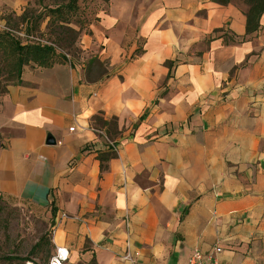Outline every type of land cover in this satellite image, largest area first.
Listing matches in <instances>:
<instances>
[{
	"label": "crops",
	"instance_id": "1",
	"mask_svg": "<svg viewBox=\"0 0 264 264\" xmlns=\"http://www.w3.org/2000/svg\"><path fill=\"white\" fill-rule=\"evenodd\" d=\"M33 1L0 0V32ZM106 9L79 61L28 66L0 95V196L51 213L68 263L186 264L219 246L222 264H264V15L245 35L244 0ZM100 113L120 132L103 171Z\"/></svg>",
	"mask_w": 264,
	"mask_h": 264
},
{
	"label": "rangeland",
	"instance_id": "2",
	"mask_svg": "<svg viewBox=\"0 0 264 264\" xmlns=\"http://www.w3.org/2000/svg\"><path fill=\"white\" fill-rule=\"evenodd\" d=\"M70 2L71 0H34L27 8V20L23 23L14 21L11 25L12 31L16 32L11 33L12 37L23 44L27 42L50 44L59 32L58 27L63 21L62 17H65V22L69 23L68 27L78 32V36L71 49L62 47L60 44L59 48L55 44L54 47L60 56L68 55L71 60L79 61L83 57L80 48L82 36L91 35L87 25L88 20L92 23L97 21L94 15L99 11L107 14L106 8L109 2L105 7L104 0H77L76 9L72 11L68 9ZM54 10L60 11L63 16L52 13ZM32 19H37L41 24L40 31L35 32L33 36H26L24 32L26 24ZM18 33H23L24 36L19 37L16 35ZM179 61L183 62L187 59L181 58ZM10 63V59L3 61L0 56V90L16 82L14 77L6 74V68ZM102 63L108 68L107 62ZM95 69L98 68L95 67ZM104 142L107 143L105 139ZM54 223L55 219L48 211L27 204H17L0 196V264H48L54 251L51 241V227ZM37 245L40 247L35 250ZM24 258H27L29 262H23ZM88 264H91V261Z\"/></svg>",
	"mask_w": 264,
	"mask_h": 264
},
{
	"label": "trees",
	"instance_id": "3",
	"mask_svg": "<svg viewBox=\"0 0 264 264\" xmlns=\"http://www.w3.org/2000/svg\"><path fill=\"white\" fill-rule=\"evenodd\" d=\"M77 0H71L70 5L68 6L69 10L76 9ZM110 0H104V4H107ZM212 2L225 6L228 4L229 0H211ZM245 5L248 7V11L245 14V35H250L255 33L260 29V19L264 15V0H244ZM58 9V8H57ZM52 13H57L62 17V13L58 10H54ZM28 15L27 9L19 17L20 23L25 22ZM63 21L60 22L58 27V34L55 39L50 43H38V42H27L25 44L21 43L19 40H16L12 37V34L9 32H0V56L3 61L10 59V65L6 68V74L9 77H14L16 82H20V76L24 68L28 66H34L38 68H49L54 64L61 63L65 61V56L59 55L56 53V48L54 44L58 46L59 44L62 47L71 49L72 44L75 42L78 32L69 28V23L65 22V17H62ZM92 23L91 20H88L87 25L89 26ZM41 24L37 19H32L30 23L26 24L25 35L33 36L35 32L40 31ZM222 30L215 31V33H222ZM223 36V35H222ZM224 42L234 43V37L225 36ZM59 48V46H58ZM178 63V60L173 62H166V67L170 71L171 68ZM95 67L98 69L96 70ZM96 70V71H95ZM108 75L107 68L105 65L96 58H91L86 67V79L87 81H99ZM169 76V75H168ZM14 83V84H15ZM7 87V86H6ZM6 87L0 90V95L6 92ZM92 128L96 132H103L105 136L114 143L120 137V132L118 131L117 120L112 118L106 120L103 118L102 113L94 116L92 118ZM107 145L108 144H104ZM106 146V147H107ZM117 155L112 152L111 148H108L104 152H98L96 159L100 163V169L103 171L105 169L104 163L116 159ZM40 245L35 247V250H38ZM34 250V251H35ZM23 262H29L27 258L22 259ZM91 264H95L94 260H91Z\"/></svg>",
	"mask_w": 264,
	"mask_h": 264
},
{
	"label": "built area",
	"instance_id": "4",
	"mask_svg": "<svg viewBox=\"0 0 264 264\" xmlns=\"http://www.w3.org/2000/svg\"><path fill=\"white\" fill-rule=\"evenodd\" d=\"M96 132V131H95ZM100 134L103 139L107 141L106 144L111 148L112 152H116V145L110 142L103 132H96ZM66 218L65 215H61L60 220ZM56 222L51 227V241L54 245V251L49 259L48 264H67L69 260V252L65 247L56 246L54 239L56 233ZM222 253V249L219 246H214L209 252H201L199 250H194L191 252L186 264H222L219 260V256ZM124 259L130 260L128 255H125Z\"/></svg>",
	"mask_w": 264,
	"mask_h": 264
},
{
	"label": "water",
	"instance_id": "5",
	"mask_svg": "<svg viewBox=\"0 0 264 264\" xmlns=\"http://www.w3.org/2000/svg\"><path fill=\"white\" fill-rule=\"evenodd\" d=\"M48 144H49V145H53V144H54V142H53V141H50V142H48Z\"/></svg>",
	"mask_w": 264,
	"mask_h": 264
},
{
	"label": "bare ground",
	"instance_id": "6",
	"mask_svg": "<svg viewBox=\"0 0 264 264\" xmlns=\"http://www.w3.org/2000/svg\"><path fill=\"white\" fill-rule=\"evenodd\" d=\"M30 264V263H29Z\"/></svg>",
	"mask_w": 264,
	"mask_h": 264
}]
</instances>
